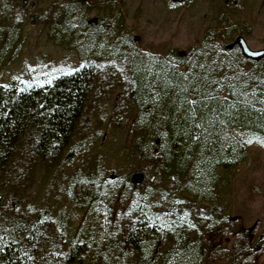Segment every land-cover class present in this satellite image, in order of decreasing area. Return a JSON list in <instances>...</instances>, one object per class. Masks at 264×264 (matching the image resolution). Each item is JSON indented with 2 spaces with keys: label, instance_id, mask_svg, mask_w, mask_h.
Segmentation results:
<instances>
[{
  "label": "rangeland",
  "instance_id": "1",
  "mask_svg": "<svg viewBox=\"0 0 264 264\" xmlns=\"http://www.w3.org/2000/svg\"><path fill=\"white\" fill-rule=\"evenodd\" d=\"M240 37L264 50V0H0L1 88L94 69L70 142L42 155L31 133L0 168V234L38 264H264V147L205 179L167 170L132 95L134 68L164 87L175 68L190 96L208 86L264 109V57Z\"/></svg>",
  "mask_w": 264,
  "mask_h": 264
},
{
  "label": "trees",
  "instance_id": "2",
  "mask_svg": "<svg viewBox=\"0 0 264 264\" xmlns=\"http://www.w3.org/2000/svg\"><path fill=\"white\" fill-rule=\"evenodd\" d=\"M178 62L176 65L181 64ZM161 71L156 69L154 73ZM169 71L171 80L164 87L134 68L132 93L141 115L154 123L149 139L152 150L163 155L165 169H176L179 174L191 171L205 179L219 169L242 164L251 144L264 147V109L239 105L233 97H222L208 86L192 89L193 83L188 87L193 90L190 96L175 79L176 69ZM93 78V67L82 66L41 84L27 83L10 90L0 87V168L8 164L31 133L36 134L42 155L67 145L87 110ZM169 93L174 94L171 99L166 98ZM159 106L163 112L156 113L160 116L154 120V110ZM143 228L147 230L145 226L139 231L130 228L126 240H134ZM18 237L0 234V264H38L28 243ZM79 246L74 239L69 249L70 263L80 254Z\"/></svg>",
  "mask_w": 264,
  "mask_h": 264
},
{
  "label": "water",
  "instance_id": "3",
  "mask_svg": "<svg viewBox=\"0 0 264 264\" xmlns=\"http://www.w3.org/2000/svg\"><path fill=\"white\" fill-rule=\"evenodd\" d=\"M173 2L176 3H182L183 0H172ZM237 44L240 48V51L242 53V55L244 57H246L247 59L250 60H260L264 57V50H259V51H253L251 49H249V47L247 46L245 40L243 38H238L237 40ZM137 181L141 180V176L136 177Z\"/></svg>",
  "mask_w": 264,
  "mask_h": 264
}]
</instances>
